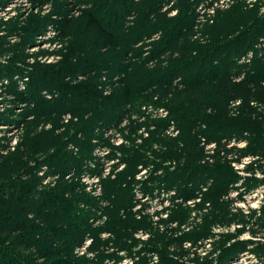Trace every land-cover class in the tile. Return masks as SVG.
<instances>
[{
    "label": "rangeland",
    "instance_id": "1",
    "mask_svg": "<svg viewBox=\"0 0 264 264\" xmlns=\"http://www.w3.org/2000/svg\"><path fill=\"white\" fill-rule=\"evenodd\" d=\"M46 1L0 0V44L8 48L0 54V161L13 165L20 148L27 163L0 189L16 182L46 200L38 212L17 208L27 207L25 194L8 198L11 203L0 208V264H65V258L74 255L86 257L85 264H132L143 254L141 264H161L158 254L146 253L145 248L155 243L172 252L175 244L154 239L157 229L150 223L160 230L176 228V235L181 234L205 222L204 206L195 204L205 201L208 207L210 197L225 194L220 181L212 180L210 167L184 161L179 167V157L203 144L212 152L221 138L228 139V146L241 147L252 139L251 131L222 124L215 111L217 88L225 79L264 80V0H218L220 14L208 1L190 6L189 0H159L161 11L179 14L180 28L187 26L190 38L183 47L175 46L172 36L179 27L171 30L161 14L146 20V4L126 11L127 0ZM90 16L95 22H89ZM65 18L71 21L61 22ZM157 20L159 26L150 27ZM99 25L113 35L112 43L102 45ZM181 53L186 54L180 57ZM39 95L46 101H37ZM119 104L123 110L119 119L104 121L101 107L113 110ZM187 109L190 115L184 113ZM167 119L164 129L160 123ZM50 131L61 139H54L44 152L42 142ZM250 159L232 164L239 176L228 182V195L223 197L230 201L232 212L241 208L248 214L264 203L261 171L255 175L262 181L248 187L253 180L245 163ZM172 175L193 190L192 196L182 197L175 184L165 182ZM211 185L216 191L204 196ZM2 192L6 197L13 193ZM131 198L134 215L125 217V206L118 207ZM53 203L60 206L52 209ZM179 204L181 209L170 220L171 208ZM66 208L71 213L65 215L69 225L55 213ZM220 219L210 226L202 224L203 235L206 229L211 234L198 242L200 255L216 256L229 232L246 245H231L230 259L239 256L227 264H264V257L256 253L263 247L258 240L264 241V229L253 234L249 222ZM125 220L139 229L131 233L120 229ZM4 225L12 228L2 231ZM240 225L243 231L237 233ZM75 226L79 232L86 228L76 244L70 241ZM121 242L128 249H117ZM238 245L246 249L240 252ZM101 250L109 255L99 254ZM213 262L221 263L218 258Z\"/></svg>",
    "mask_w": 264,
    "mask_h": 264
},
{
    "label": "trees",
    "instance_id": "2",
    "mask_svg": "<svg viewBox=\"0 0 264 264\" xmlns=\"http://www.w3.org/2000/svg\"><path fill=\"white\" fill-rule=\"evenodd\" d=\"M33 1H40L41 3L44 2V0H33ZM158 1L159 0H143L142 2H140V1L136 2L134 0H127L126 1L127 7L125 10L126 11L127 10L128 11L136 10V6H138L139 4H141V3L146 4L145 9H144V13H146V20H148L149 17L151 16V14H153V13H154V15L161 14L163 16V22L162 23L169 21L171 23V25H170L171 30L179 27L176 30H174V33L172 36L175 39L174 40L175 46L183 47L185 45L184 41H188V39L190 38V36L188 37V35L185 33L187 31V29H186L187 26H185L186 28H183V27L180 28L183 24H182V21L180 20L179 14L177 16L176 15L168 16L165 11H161V7H160V5H158ZM199 1H201V0H189V4L191 6V5H193V2L196 3ZM202 1H208L209 7H212V9L216 13H218V14L221 13L220 8L217 7V5H215V3H217L218 0H202ZM186 5H188V4H185L184 6H186ZM180 7H183V5L180 4ZM89 15H91V14H89ZM89 19H90L89 22H95V20H96V18L94 16H90ZM158 20L156 23L151 24L150 27L159 26L160 20H159V22H158ZM70 21H71V19L65 18L61 22L69 23ZM186 25H189V24H186ZM98 33H100L101 37L103 38L102 45H108V44L113 42V35L111 33H109L103 26L99 25ZM156 43H158L157 40L155 41V44ZM3 46H4V43H1L0 44V54H3L4 52H6L8 50V48H3ZM245 51H246V49L244 50V53H245ZM186 53H181L180 57L184 56ZM121 80L123 82L124 78H122ZM130 91H131L130 87L128 86L126 94L129 95ZM217 97H218V105H219L218 106L219 108H217V110L215 111V113L217 115L216 116L217 119L219 118V121L222 124H226V125L236 124V125L240 126L242 131L243 130L251 131L252 139L249 140L245 146L241 147V146H237V145L228 146L229 145L228 139H225L224 141H222V138H221V139H218L216 141L215 148L212 150V152L206 151L204 144L202 146H197V148H195L193 150V152H190V153L184 152V154L182 153L184 156L179 157V161H180L179 167H183L185 165V163L183 164V161L187 162V163L197 162V163L205 164L204 167H206V166L210 167V169L212 171V175H214V177H212V180L214 179V181L215 180L217 181V179H218V181H220V183H221V187L223 188V190L225 189L224 190L225 194L228 195L226 193V190L228 189V185H229L228 182L231 179L234 180V179L238 178V176H239L238 173L233 169L232 164L233 163H240L246 157H251L250 162L245 163V170L251 174L252 180H253L252 182L250 181L248 183V187L255 186L254 183H256V182L259 183L262 181V179H260L255 174L257 171H261L264 174V108H263V106H264V80L256 81L255 79L249 78V79H244V80L239 81V82H233L231 78L225 79L223 82L219 83V85H218ZM40 98H42V97L39 95L35 99L37 101L38 100H41L43 102L46 101L45 99H40ZM21 99L25 100L26 99L25 95L22 96ZM235 101L239 102L238 105L234 106V108H231L230 104H233V102H235ZM121 104H122V102H121ZM118 106H120V104L117 105L116 107H114L113 110L111 109V106H109V105H106L103 108L101 107L99 112H101V110L103 112V115H100L102 117V119L104 121H107V122L115 121V119L117 121L119 119V116H121L123 114L122 108H120ZM184 113H187L188 115H190L192 112H191V110L187 109L186 111H184ZM195 114L196 113H194L192 116H194ZM160 124H162L163 128L166 129V127H168V124H169V119L164 120ZM156 128H158V130H159L160 125H158ZM160 130H162V129H160ZM160 132L162 133V131H160ZM49 133L50 134H48L42 142V146H43L42 149L44 152L50 148V144L54 139H61L60 135H56L53 131H50ZM209 137L211 138V136H209ZM197 145H199V144L197 143ZM129 150L132 151L131 153H141L142 154V152H140L137 149H129ZM166 150H167V148H166ZM22 151L23 150H21L19 148L18 151L16 152V154L14 155V158L17 157V159H15V163H13V165H3V163L0 161V184H1V186L6 185L7 184L6 182H12V179L15 176H17L22 169L25 168V165H27L26 161L23 160L24 153ZM168 151H170V150H168ZM154 152L157 153L155 150H154ZM160 152H164V151L162 150ZM200 166H202V165H200ZM192 171L193 170H191V172ZM191 172H189V174ZM180 175H183V174H181V172H180ZM2 178H5V180L2 181ZM249 178L251 179V177H249ZM164 180H165V182H167V184H169V186H173V184H175L174 186H176L179 194H181L182 197L185 196L187 199L188 198L187 195L192 196L193 190H190V189H187L186 187L184 188L183 186H181L180 180L179 179L177 180V178L175 176H173L171 178L168 177L167 179H164ZM251 184H254V185H251ZM19 185L22 189V190H20V193H18ZM19 185H18V183L14 182L12 185H10L11 187H7V188L5 187V189L4 188L0 189L1 190L0 191V196H1L0 208L6 206L10 202L8 198L11 199L13 197H16V195L20 196L22 194H25V198H27V202H28L26 204L27 207L22 206V205L21 206L17 205V208H19L22 211H28L27 208L29 207L32 210H35L38 212V210L41 209L43 202L46 200H44L42 198L43 199V201H42L40 198L35 197V195H34L35 190L30 189V188L24 190L23 184H19ZM12 188H14V189H12ZM213 189H214V191H216L215 188L213 187V185H211L209 187V189H207L208 191L206 190L203 195L205 196L206 194L209 193V191H211ZM2 190H4V191L9 190L13 193L6 197L4 195V193L2 192ZM223 193L224 192H221V194H219V196L217 198L216 197L215 198L210 197V199H212V202L211 203L208 202L209 203L207 205L208 207H205V205H204L205 201L202 204H195V207L201 206V208H202L204 206L203 209H205V213L202 214L201 221H203L205 219L206 226H208V225L210 226L212 224V221H214V220L219 221V220H221L220 218H222V219L224 218V220L226 219L227 222H232L233 220H236L237 222H240L241 224H245L248 222L251 223V226L254 228H250V231L253 234H257L262 229H264V203L260 208L250 210V212L248 214H245L241 208H236L232 212L231 209L229 208L230 201L223 199V197L225 196V194H223ZM132 198H131V201L129 202V204L118 207V209H122L125 206V208L123 209V211H125V217L134 215V211H133V204L134 203H132ZM211 204H212V206H211ZM58 206H60V205H58L57 203H53L51 207H52V209H54V208H58ZM177 207H182V206L179 204V205L173 206L171 208L172 209V216L170 215L171 214V212H170V214H169L170 220L174 219L173 215H175V214H173V213H175L177 211V209H181V208H177ZM171 209H170V211H171ZM69 210L70 209L66 208L65 211L63 209L61 211H59V209H58L55 212L57 216L59 214V216L62 217V219L63 218L65 219V222L63 221V223L66 225H69V223L66 222L68 219L65 216L67 214H69V215L71 214L70 212L67 213V211H69ZM139 212H142L141 217L146 216L144 209H142V211H139ZM222 212H223V214L220 215ZM143 215H145V216H143ZM125 221H122L123 223H121L122 226L119 227L120 229H122V230L123 229H125V230L129 229L130 233L134 232V230L139 229L138 227L140 225L138 226L135 223H130L128 221H126V223H124ZM138 221L141 222V219H139ZM84 222L86 223V220H84ZM205 222L197 223L195 226H193L192 228H190L186 231H183L184 230L183 229V230H181V234H178V235H176L178 233L177 232L178 229H176V228H172V227L170 228L169 226H167V228L160 230L159 228L156 227V224L151 222L150 226L154 229H157L155 231L156 236L154 237V239L159 240L161 238H166L168 243L174 242L175 245H173V247H174L173 251L170 252L166 249L167 248V247H165L166 245H158V244L152 243V245H149L148 247L145 248L146 253L149 252V250H151L155 254L157 253L158 254L157 256H159L161 261H162L161 264H214V262H213L214 258L220 259V261H221L220 264H227L229 261L237 259V256H239V255H234L235 257L230 259V257H232V256L230 254H228V251L230 249L229 247L231 245H236V244H245L246 245V243L242 242L240 240H233L234 238H236L235 237L236 235H234L233 233H229V232L226 233V235H224L225 238L221 241V245H219V253L216 256L212 257L210 254V256H209L210 258H209V257H204V256L200 255V253L197 251L198 248H200V245H198V242H200L202 240V238H204V237L208 238L211 234L210 231H207V229H206V232L203 235L202 232L204 230L202 229V224ZM220 222L223 223V221H220ZM85 223H84V225L86 227L88 225V223H86V224ZM242 227H243V225H240L238 227L237 233H240L241 231H243ZM11 228L12 227H10V226L4 225L1 230L2 231H9ZM76 228L77 227L75 226L74 227L75 233H73V235H72V238H71L72 240L70 239V241L75 242V244L77 242H80V240H81L80 238H82L83 232L86 231V228H84V227L80 228L81 229L80 232L78 230L76 231ZM119 235H120V233H119ZM173 235H176V236L174 237ZM150 240L153 242V238H151ZM185 241L189 242L190 245L186 246ZM122 242H121V244L116 245L117 249H123V250L128 249V248H126V245H123ZM213 243H214V245L219 244V242H216V241H213ZM258 244L263 245V247L258 248L256 250V253L258 254V256L264 257V241L258 240ZM238 248H239L240 252H241V250L246 249L245 246L241 247V245H238ZM47 250L50 251L51 249L49 250L48 248H46V250H44V248H43L44 252H47ZM143 252H144V250H143ZM99 254L109 255L107 253H104L103 250H101L99 252ZM213 254H216V252H214ZM67 258H68V261H66L65 264H85L86 262H88V260L84 256L76 257L74 255V256H71L70 259L67 256L65 259H67ZM121 258L122 257H119L118 259H121ZM144 258H145V254H143L141 257H139L138 260H140V262H138V260H137L136 262L133 261L132 264H141L142 261H144L143 260ZM184 258H187V259H184ZM133 259H134V257H133Z\"/></svg>",
    "mask_w": 264,
    "mask_h": 264
},
{
    "label": "built area",
    "instance_id": "3",
    "mask_svg": "<svg viewBox=\"0 0 264 264\" xmlns=\"http://www.w3.org/2000/svg\"><path fill=\"white\" fill-rule=\"evenodd\" d=\"M105 93H108V91H105ZM173 193H174V191H173ZM172 198V197H171ZM165 216H168V214L167 215H165ZM86 244H88V242L87 243H85V244H83L84 245V247H85V245ZM83 247V246H82ZM230 264H233V263H230ZM234 264H235V262H234ZM236 264H238V263H236Z\"/></svg>",
    "mask_w": 264,
    "mask_h": 264
},
{
    "label": "bare ground",
    "instance_id": "4",
    "mask_svg": "<svg viewBox=\"0 0 264 264\" xmlns=\"http://www.w3.org/2000/svg\"><path fill=\"white\" fill-rule=\"evenodd\" d=\"M34 49H35V48H34ZM34 49H33V50H34ZM1 128H2V127H1ZM240 264H243V262H241Z\"/></svg>",
    "mask_w": 264,
    "mask_h": 264
}]
</instances>
